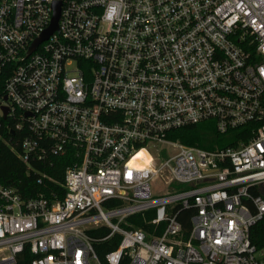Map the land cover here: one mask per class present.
I'll return each instance as SVG.
<instances>
[{
  "label": "built area",
  "instance_id": "1",
  "mask_svg": "<svg viewBox=\"0 0 264 264\" xmlns=\"http://www.w3.org/2000/svg\"><path fill=\"white\" fill-rule=\"evenodd\" d=\"M208 121L249 136H170ZM4 126L46 190L0 183V264H264V0H0Z\"/></svg>",
  "mask_w": 264,
  "mask_h": 264
},
{
  "label": "trees",
  "instance_id": "2",
  "mask_svg": "<svg viewBox=\"0 0 264 264\" xmlns=\"http://www.w3.org/2000/svg\"><path fill=\"white\" fill-rule=\"evenodd\" d=\"M245 130L246 127H243L229 130L226 133H219L215 129L213 122L208 121L176 129L170 136L186 144L211 149L218 146L223 147L232 145L241 139H247L249 135L245 133ZM18 136H21V134L18 133L17 130L14 135H11L10 129L7 126L0 128V183L15 186L23 196L30 197L43 191L45 186L37 182L35 173L28 171L27 165L19 158L12 148V146L17 147ZM50 169L52 175L58 179L56 185L59 187V191L64 193V188L61 184L64 178L63 173L59 170L54 172V168L52 167ZM51 183L53 182H47V185H52ZM128 219L133 221L137 226L144 224L140 213L132 215ZM185 225H190L187 219L185 220ZM108 232L109 228L106 226L90 231L91 234L93 233V235L98 238L105 236ZM251 239L258 247L264 246V215L251 228ZM120 240L121 236L119 234H114L111 237L99 239L94 242L101 264H108L105 255L108 251L115 249L119 245ZM30 259L31 256L27 252L21 258L20 264H30ZM129 263V256L125 253L120 264Z\"/></svg>",
  "mask_w": 264,
  "mask_h": 264
},
{
  "label": "water",
  "instance_id": "3",
  "mask_svg": "<svg viewBox=\"0 0 264 264\" xmlns=\"http://www.w3.org/2000/svg\"><path fill=\"white\" fill-rule=\"evenodd\" d=\"M58 17H59V7L58 5H55V14L53 16V21H52V24L51 26L43 33V35L35 42L34 46L40 41L42 40L43 38H46L49 36V34L51 32H53L55 29H57V21H58ZM33 46V47H34ZM13 130L11 131V133L13 134Z\"/></svg>",
  "mask_w": 264,
  "mask_h": 264
},
{
  "label": "rangeland",
  "instance_id": "4",
  "mask_svg": "<svg viewBox=\"0 0 264 264\" xmlns=\"http://www.w3.org/2000/svg\"><path fill=\"white\" fill-rule=\"evenodd\" d=\"M144 154L146 155L147 158L150 159V155L148 154L147 151H144ZM150 154H151V156L155 157L156 152L153 150L152 151L150 150ZM139 161L141 162L142 159H140ZM152 190L154 193H157L159 191H164V190H167V185L164 181L157 180V181L152 182Z\"/></svg>",
  "mask_w": 264,
  "mask_h": 264
}]
</instances>
